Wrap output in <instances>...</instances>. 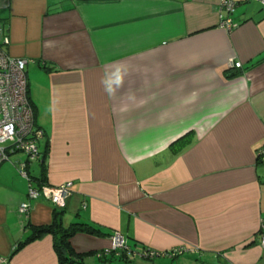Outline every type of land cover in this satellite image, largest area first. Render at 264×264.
<instances>
[{
	"label": "crops",
	"instance_id": "1",
	"mask_svg": "<svg viewBox=\"0 0 264 264\" xmlns=\"http://www.w3.org/2000/svg\"><path fill=\"white\" fill-rule=\"evenodd\" d=\"M219 2L0 0V50L26 62L42 131L36 162L0 165V264H59L50 235L12 254L54 209L19 164L34 186L71 183L61 226L101 232L69 239L83 264L114 232L126 249L107 264H264V7Z\"/></svg>",
	"mask_w": 264,
	"mask_h": 264
},
{
	"label": "built area",
	"instance_id": "2",
	"mask_svg": "<svg viewBox=\"0 0 264 264\" xmlns=\"http://www.w3.org/2000/svg\"><path fill=\"white\" fill-rule=\"evenodd\" d=\"M242 0H220L219 11L226 15L231 14L237 3ZM254 1L264 7V0ZM219 27L229 31L233 25L228 18L219 15ZM6 44L7 40L4 39ZM26 62L21 59L11 58L0 50V165L10 160L15 154H22L26 157L27 163L36 162L39 159L37 142L42 137V131L33 125L32 111L26 97V80L24 67ZM239 64L230 65L229 68H239ZM256 159L264 168V145L256 153ZM24 164L18 165L19 175L28 181L26 197L29 201L43 199L49 202L54 208H63L66 199L71 195V183L65 182L56 187H49L45 184L34 186L24 172ZM17 212L21 215L28 213V206L20 204ZM264 248V241H260ZM126 249L124 237L119 232L110 235L109 249L103 252L104 256L114 253L119 256ZM183 248H175L165 253L167 256L183 253ZM144 258H151L154 253L150 250L142 252Z\"/></svg>",
	"mask_w": 264,
	"mask_h": 264
},
{
	"label": "trees",
	"instance_id": "3",
	"mask_svg": "<svg viewBox=\"0 0 264 264\" xmlns=\"http://www.w3.org/2000/svg\"><path fill=\"white\" fill-rule=\"evenodd\" d=\"M26 80V79H25ZM26 97H27V86H26ZM28 104L30 108H32V105L30 104V101L27 97ZM44 179H38L37 183L38 185L44 184ZM57 208L53 209L52 213V220L51 224L47 227H40L31 230L32 233L30 236H28L23 242L18 244L15 249L13 250L12 254L20 250L24 245L44 236V235H50L53 239V248L56 253V257L59 264H75L78 262L79 264H83V260L91 255V253H85V254H75L73 250L71 249L69 245V239L74 236L77 233H83L88 235H98L100 232V229L97 227H93L90 225H85L81 223H75L68 225L66 228L62 227L60 224V217L63 213L62 210L56 211ZM62 209V208H61ZM125 240V239H124ZM182 254V253H181ZM179 254V255H181ZM94 256V255H93ZM97 257V261L102 264H107V262H110L112 260H117L118 258L122 259L124 257V251L121 252L119 256H114V253H109L107 256L103 255V252L95 254ZM178 255H173L172 257H175ZM153 257V256H152ZM150 259V258H147Z\"/></svg>",
	"mask_w": 264,
	"mask_h": 264
},
{
	"label": "rangeland",
	"instance_id": "4",
	"mask_svg": "<svg viewBox=\"0 0 264 264\" xmlns=\"http://www.w3.org/2000/svg\"><path fill=\"white\" fill-rule=\"evenodd\" d=\"M114 264H119V263L116 262V263H114Z\"/></svg>",
	"mask_w": 264,
	"mask_h": 264
}]
</instances>
